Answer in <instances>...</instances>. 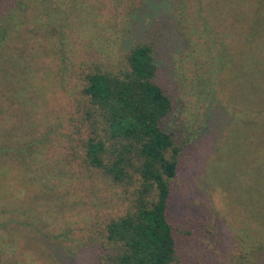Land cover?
I'll list each match as a JSON object with an SVG mask.
<instances>
[{"label":"rangeland","instance_id":"1","mask_svg":"<svg viewBox=\"0 0 264 264\" xmlns=\"http://www.w3.org/2000/svg\"><path fill=\"white\" fill-rule=\"evenodd\" d=\"M125 1L0 0V193L4 201L6 191L8 198L17 195L37 206L35 215L47 214L45 222L56 219L53 234L67 233L40 234L34 244L39 232L23 230L20 236L32 248L18 261L98 263L102 228L124 209L82 158L86 133L78 103L87 71L79 65L89 53L118 62L131 44L146 41L161 49L160 82L174 102L166 125L182 148L175 213H191L205 230L188 241L185 262L233 264L252 251L249 243L264 245V188L252 192L253 180L263 176L257 172L264 170V11L256 14L255 0H248L254 18L241 23L245 37L232 29L228 15L216 17L217 31L233 36L212 47L213 41L190 40L177 30L170 37L168 3L163 23L133 33L130 18L121 15L131 12ZM221 52L227 55L221 69L199 64ZM5 144L10 149L3 152ZM261 254L258 264H264Z\"/></svg>","mask_w":264,"mask_h":264},{"label":"trees","instance_id":"2","mask_svg":"<svg viewBox=\"0 0 264 264\" xmlns=\"http://www.w3.org/2000/svg\"><path fill=\"white\" fill-rule=\"evenodd\" d=\"M243 1L245 6L240 0H140L138 4L137 0H128L131 12L123 13V10L121 15L123 19L130 18L129 29L133 33L150 32L165 21L162 14L168 15L164 11L168 3L172 6L170 26L166 24V29L171 30L170 37L178 35L173 34L177 30L182 36L190 34V40L213 41L214 47L215 40L223 43L233 36L231 32L217 31L216 17L221 21L228 15L233 19L232 29L245 37L241 23L246 17L254 16L252 11L247 13V4L251 2ZM220 7L221 13L217 14L215 10ZM252 7L256 8V14H263L264 0H255ZM143 17L147 19L141 22ZM96 47L92 45V49ZM128 49L118 62L109 55L87 53L86 60L79 65L82 71H87L83 97L78 103L86 133L82 158L95 176L103 177L115 191L124 209L123 214L110 217L102 228L104 250L97 264H187L188 241L194 233L202 235L205 230L204 227L200 230V221L194 215L191 218V213H175L174 182L182 148L166 125L174 102L172 94L160 82L161 49L146 41L131 44ZM62 51V60H67ZM226 57L222 52L212 54L210 61L199 64L207 71H217L226 63ZM217 60L222 66L217 65ZM5 145L3 152L10 149ZM257 173L263 176L253 180L252 192L264 188V170ZM3 193L7 201L0 193V264L9 261L21 264L18 256L20 261H25L27 254H31L32 247L20 236L26 235L23 230L39 232L34 234L36 240L32 237L34 244L40 242V234L54 238L67 234L54 231L55 237L50 226L56 219L45 222L48 215L37 218V206H28L17 195L12 194L14 199L8 198L6 191ZM92 240L90 237L89 241ZM249 246L252 251H243L233 264H258L264 245L260 246L256 240ZM48 256L45 255L47 259Z\"/></svg>","mask_w":264,"mask_h":264}]
</instances>
